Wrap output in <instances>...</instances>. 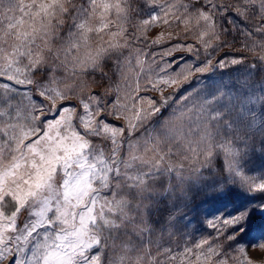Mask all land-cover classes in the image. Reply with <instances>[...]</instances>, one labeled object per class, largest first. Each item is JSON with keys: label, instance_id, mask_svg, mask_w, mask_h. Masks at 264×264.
<instances>
[{"label": "snow or ice", "instance_id": "6c2138e0", "mask_svg": "<svg viewBox=\"0 0 264 264\" xmlns=\"http://www.w3.org/2000/svg\"><path fill=\"white\" fill-rule=\"evenodd\" d=\"M258 71L264 0H0V264H254Z\"/></svg>", "mask_w": 264, "mask_h": 264}, {"label": "rangeland", "instance_id": "374dc122", "mask_svg": "<svg viewBox=\"0 0 264 264\" xmlns=\"http://www.w3.org/2000/svg\"><path fill=\"white\" fill-rule=\"evenodd\" d=\"M230 29V36L228 37V39L233 43V47L232 48H226L224 49V51L229 52V54H233L236 52H242L243 51V45L247 42V43H251V41H245V38L243 35L238 34L236 31L231 30V26H228ZM176 31H182V27H177L175 29ZM168 31H172V29H167V28H160L157 27L154 30H149L148 32V37L149 39L154 38V36L159 33V32H165L167 33ZM233 37H235L234 41H233ZM181 40L184 39V37L180 38ZM259 39V38H257ZM173 43L177 42L175 40L172 41ZM189 42H193L190 38H189ZM167 46V45H165ZM152 50L154 51H158L159 49L153 48ZM183 54V53H181ZM218 53H213V55H217ZM246 58L248 59L249 63H252V56L249 53H245ZM129 73L132 75L133 80H135V72L140 71L138 66H134L131 69H128ZM104 72L107 73L106 76L102 77L99 72H97L95 75H89L88 77H86V79L88 80V89H90L92 92L94 93H103L105 90H107L110 86H115V82L119 79V77H112V79H109V77L112 76V73L110 71V64L109 66H106L104 69ZM225 79L227 80L228 77L226 76ZM254 79L256 81H262L264 80V72L258 71L256 72ZM94 81V82H93ZM150 95L156 96V93H150ZM159 97L157 96V99ZM248 166L253 168V169H260V168H264V154H261L259 151L255 152V153H250V156L248 158ZM199 199V197H198ZM195 211L193 213H190V215H195ZM202 215V212H201ZM196 226L195 221H193L192 225L190 226L191 228H194ZM198 235V234H197ZM248 256L249 258L254 262V264H264V252L260 251V250H251L249 249L248 251Z\"/></svg>", "mask_w": 264, "mask_h": 264}]
</instances>
